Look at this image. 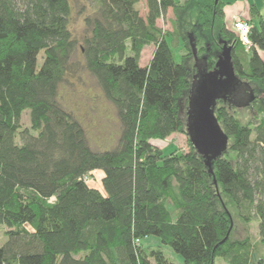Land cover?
Returning <instances> with one entry per match:
<instances>
[{
	"label": "trees",
	"instance_id": "16d2710c",
	"mask_svg": "<svg viewBox=\"0 0 264 264\" xmlns=\"http://www.w3.org/2000/svg\"><path fill=\"white\" fill-rule=\"evenodd\" d=\"M194 1V22L210 31L223 18L219 0H146V17L140 0H0V225L7 228L0 264H176L161 246L144 245L151 235L174 247L185 264L217 258L255 264L250 238H233L226 199L244 222H259L264 247V120L243 125L217 103L236 159L214 160V175L190 139L189 152L181 154L154 143L187 134L182 106L192 86L188 62L195 63L188 47L181 61L174 49L185 44L182 30ZM78 2L94 10L85 18V67L121 125L117 144L103 151L93 149L83 124L59 100L60 86L78 67L70 29ZM169 10L177 16L176 35L158 26ZM219 26L221 45L233 47L236 73L250 95L249 81L264 85L258 52L264 51V21L252 29V55L244 61L235 31ZM149 46L155 49L142 67ZM223 47L208 58L209 71ZM26 110L30 128L23 129ZM96 172L103 173V190L90 186Z\"/></svg>",
	"mask_w": 264,
	"mask_h": 264
},
{
	"label": "rangeland",
	"instance_id": "374dc122",
	"mask_svg": "<svg viewBox=\"0 0 264 264\" xmlns=\"http://www.w3.org/2000/svg\"><path fill=\"white\" fill-rule=\"evenodd\" d=\"M190 7V12L186 16L185 24L183 27V38L185 44L174 49L175 57L177 61H181L183 54H186L185 47H188V53L191 51V46L189 39L193 32H196L199 37H202V31L197 26L194 21L197 20L196 13H198L199 4L198 2H193ZM139 12L142 16L146 17L148 10L145 0H140ZM94 12L90 4L85 2L73 4L72 15L70 20V29L74 35V38L78 41V47L74 54L73 61L78 64L77 71L69 76L68 80L60 86L59 90V100L61 104L70 111L85 127L91 146L96 151L107 150L108 148L114 147L121 132V125L117 117V111L111 103H109L105 97H103L102 91L90 71L85 67V61L81 51V44L85 36L88 35L87 28L85 24V18L92 15ZM199 19V18H198ZM177 16L175 12L169 10L165 18L160 19L158 26L165 32L178 34L176 31L177 27ZM221 24V23H220ZM181 35V33H180ZM202 42V43H201ZM202 45L198 46L200 56H216V53L223 45H221L220 40L216 37L210 43L201 40ZM185 46V47H184ZM210 47V48H209ZM207 48L210 49L207 52ZM155 47L149 46L144 49L142 53L141 66L147 67L152 58ZM244 50L239 53V56L245 59V54L251 51L248 48H243ZM194 62V57H192ZM43 63V53L40 54L38 58V69ZM189 68L192 70L191 76V90H190V101L188 106H182V116L186 120L189 113V108L197 105V102H204L206 96L201 98L198 94L201 74L197 70V67H192L190 62ZM239 77V76H238ZM240 81L245 85L246 81L239 77ZM249 87L252 90L251 96H254V100L248 98L242 93L229 94L225 99L220 96L217 100L218 105H221L220 101L232 112L233 116L238 119L243 125H248L256 118L260 121L264 120V85L258 81H249ZM214 88L211 89L213 92ZM249 90V89H248ZM249 94V93H247ZM188 98V100H189ZM201 98V100H199ZM255 102V104H254ZM257 106V107H256ZM23 129L30 128V112L26 110L22 114L21 120ZM187 130V127H186ZM156 145L161 147L166 153H171L173 151L181 154L187 153L190 150V141L186 133L173 134L166 141H154ZM16 144L21 145V137L16 138ZM232 140H229V145L226 152L223 154V158L231 161H235L236 154L231 149ZM103 173L96 172L90 179V186L102 189L101 179ZM228 205V210L231 213L234 231V239H246L250 238L252 243V258L255 264L258 263L264 257V247L261 244L259 237V222L253 220L251 223L247 224L242 220L239 215L238 209L234 202L229 198L226 199ZM6 227L0 225V245H3L7 241L5 235ZM146 247L155 248L161 246L169 259H172L176 264H185L184 257L177 253L174 247L164 246L161 244L158 237L151 235L149 238L143 241ZM180 250H185L182 245H177ZM215 264H226L222 258H217Z\"/></svg>",
	"mask_w": 264,
	"mask_h": 264
},
{
	"label": "water",
	"instance_id": "95a60500",
	"mask_svg": "<svg viewBox=\"0 0 264 264\" xmlns=\"http://www.w3.org/2000/svg\"><path fill=\"white\" fill-rule=\"evenodd\" d=\"M223 50L217 56V62L212 70H208V57L199 61L198 70L201 82L198 94L201 98L206 96L204 102L189 108L187 118V134L197 152L206 160L211 175H214L212 163L223 156L229 145V137L225 134L215 114L217 100L220 96L227 98L229 94L242 93L248 95V88L240 81L234 66L232 56L233 47L224 43ZM192 49L196 52L195 44L191 41ZM214 88L213 92L211 89ZM199 98V100H201ZM190 101V98H189ZM215 184L217 183L214 180Z\"/></svg>",
	"mask_w": 264,
	"mask_h": 264
},
{
	"label": "crops",
	"instance_id": "0c3cea01",
	"mask_svg": "<svg viewBox=\"0 0 264 264\" xmlns=\"http://www.w3.org/2000/svg\"><path fill=\"white\" fill-rule=\"evenodd\" d=\"M187 1L188 0H177L179 5H184ZM219 1L221 3V7L223 10L222 20L217 22L218 24H216V26L213 27V29H211L210 31L206 32L203 30L202 37H199L198 34H196L195 32V33H192L191 38L189 39L191 51L194 57V63L196 67L198 66L199 61H203L202 59H204L205 57L204 55L203 56L199 55L198 46L202 45L199 42L203 40L209 43L213 40L211 38H215L216 35L220 41L223 40L222 39L223 28L221 30V27L219 26L220 23L223 25V27L226 26V28L232 33L234 32L233 23H234L235 17H238L241 20H244L250 23L253 26V28H256L259 30L262 28V25H263L262 17L264 15V0H219ZM184 16L185 15H183V17ZM200 19L201 18H199L198 20L199 24L201 22ZM180 23H183V22H180ZM191 41L193 42V44H195L196 52H194V50L192 49ZM207 52H209V50H207ZM258 52H259V55L264 60V51L258 50ZM251 55H252V49L251 51H248L245 58L249 59Z\"/></svg>",
	"mask_w": 264,
	"mask_h": 264
},
{
	"label": "built area",
	"instance_id": "2783aa9c",
	"mask_svg": "<svg viewBox=\"0 0 264 264\" xmlns=\"http://www.w3.org/2000/svg\"><path fill=\"white\" fill-rule=\"evenodd\" d=\"M262 20L264 21V15ZM252 29L253 26L250 23L241 20L238 17L234 18L233 30L235 31L239 42L248 49L253 46V42L250 37Z\"/></svg>",
	"mask_w": 264,
	"mask_h": 264
},
{
	"label": "flooded vegetation",
	"instance_id": "af4514ba",
	"mask_svg": "<svg viewBox=\"0 0 264 264\" xmlns=\"http://www.w3.org/2000/svg\"><path fill=\"white\" fill-rule=\"evenodd\" d=\"M208 50L210 51V49L208 48ZM219 50V49H218Z\"/></svg>",
	"mask_w": 264,
	"mask_h": 264
}]
</instances>
